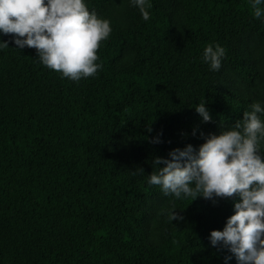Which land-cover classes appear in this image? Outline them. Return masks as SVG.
Masks as SVG:
<instances>
[{"label":"trees","instance_id":"16d2710c","mask_svg":"<svg viewBox=\"0 0 264 264\" xmlns=\"http://www.w3.org/2000/svg\"><path fill=\"white\" fill-rule=\"evenodd\" d=\"M85 3L112 28L95 76L63 77L0 33V264H238L210 242L235 198H176L149 180L156 157L264 109V15L253 0H147V21L132 0ZM209 44L225 49L218 71Z\"/></svg>","mask_w":264,"mask_h":264},{"label":"clouds","instance_id":"9594fccd","mask_svg":"<svg viewBox=\"0 0 264 264\" xmlns=\"http://www.w3.org/2000/svg\"><path fill=\"white\" fill-rule=\"evenodd\" d=\"M132 2L147 21L146 8L151 4L147 0ZM261 3L253 0L255 18L264 15ZM111 32L110 22L89 11L85 0H0V33L13 36L19 49L34 48L43 65L73 81L95 76L102 68L97 63L98 52ZM0 46L9 44L0 41ZM224 55L223 47L209 44L203 59L218 71ZM205 103L195 110L203 122H209L212 117ZM251 107L252 111L243 113L242 125L237 122L233 129L210 134L198 151L188 144L172 150L170 158L156 157L153 165L163 167L152 172L149 180L161 186L165 195L176 198L183 194L193 201L202 196L213 203L216 198H235L234 214L223 230L211 231L210 242L228 249L238 264H264V157L259 154L264 122L257 115L264 109L259 103ZM182 219L170 211V221Z\"/></svg>","mask_w":264,"mask_h":264}]
</instances>
